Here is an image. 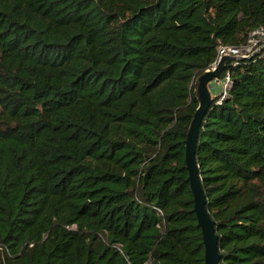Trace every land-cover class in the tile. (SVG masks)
Masks as SVG:
<instances>
[{
    "label": "trees",
    "instance_id": "1",
    "mask_svg": "<svg viewBox=\"0 0 264 264\" xmlns=\"http://www.w3.org/2000/svg\"><path fill=\"white\" fill-rule=\"evenodd\" d=\"M263 26L264 0H0V264H205L196 83ZM227 69L196 161L220 263L264 264V50Z\"/></svg>",
    "mask_w": 264,
    "mask_h": 264
},
{
    "label": "water",
    "instance_id": "2",
    "mask_svg": "<svg viewBox=\"0 0 264 264\" xmlns=\"http://www.w3.org/2000/svg\"><path fill=\"white\" fill-rule=\"evenodd\" d=\"M241 60L235 57L225 58L220 62L215 71H207L196 83V95L199 99L200 107L190 127L186 163L190 174L191 189L195 198V212L205 243V264H221V255L218 247L219 238L216 234L215 224L207 210V198L202 188L199 166L196 161L199 130L212 102L211 84L221 77L224 71V62H240Z\"/></svg>",
    "mask_w": 264,
    "mask_h": 264
},
{
    "label": "built area",
    "instance_id": "3",
    "mask_svg": "<svg viewBox=\"0 0 264 264\" xmlns=\"http://www.w3.org/2000/svg\"><path fill=\"white\" fill-rule=\"evenodd\" d=\"M264 50V26L253 31L250 34V37L247 41V44L242 48H235L229 46L221 45L218 50V57L215 63L212 66V69L209 71H215L220 62L227 57H235L238 59H248L252 58L261 51ZM232 63L233 66H236L239 62H227L225 61L223 64L224 71L222 74L225 73L223 78H219L216 80L219 87H221V95L222 99L228 96V91L231 89L233 85L231 71L227 69L229 64ZM208 71V72H209Z\"/></svg>",
    "mask_w": 264,
    "mask_h": 264
},
{
    "label": "rangeland",
    "instance_id": "4",
    "mask_svg": "<svg viewBox=\"0 0 264 264\" xmlns=\"http://www.w3.org/2000/svg\"><path fill=\"white\" fill-rule=\"evenodd\" d=\"M212 88H213V92H215V94H213L212 92H211V99H213V97H215L216 95H218V94H221V87H219V85L217 84V82L216 81H214L212 84H211V90H212Z\"/></svg>",
    "mask_w": 264,
    "mask_h": 264
},
{
    "label": "crops",
    "instance_id": "5",
    "mask_svg": "<svg viewBox=\"0 0 264 264\" xmlns=\"http://www.w3.org/2000/svg\"><path fill=\"white\" fill-rule=\"evenodd\" d=\"M213 89V88H212ZM212 91V93H214L215 94V92H213L214 90H211Z\"/></svg>",
    "mask_w": 264,
    "mask_h": 264
}]
</instances>
